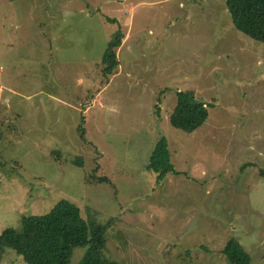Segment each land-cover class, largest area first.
Returning a JSON list of instances; mask_svg holds the SVG:
<instances>
[{"label":"rangeland","instance_id":"rangeland-1","mask_svg":"<svg viewBox=\"0 0 264 264\" xmlns=\"http://www.w3.org/2000/svg\"><path fill=\"white\" fill-rule=\"evenodd\" d=\"M177 89L213 103L193 132L169 123ZM161 136L178 174L157 180L145 166ZM261 170L264 44L226 0H0V234L66 199L114 220L105 253L119 264H229L231 238L264 264ZM0 264L27 263L4 247Z\"/></svg>","mask_w":264,"mask_h":264},{"label":"trees","instance_id":"trees-1","mask_svg":"<svg viewBox=\"0 0 264 264\" xmlns=\"http://www.w3.org/2000/svg\"><path fill=\"white\" fill-rule=\"evenodd\" d=\"M232 24L240 33L264 44V0H226ZM125 34L121 28L113 34L102 59V72L106 79L119 67L118 49ZM177 103L169 115L172 127L193 132L208 116L207 105L195 96L192 89L174 91ZM77 132L84 138L83 121ZM52 154H59L53 151ZM60 156V154H59ZM145 169L162 180L167 174H178L171 164L168 142L164 136L156 140ZM97 171V170H96ZM96 171L90 182L111 183L108 177H97ZM264 177V171H260ZM114 223V220H112ZM102 225L83 217L82 210L66 199H60L45 214L30 215L21 230L6 229L0 234V249L10 247L27 264H70L76 247H84L85 253L77 264H119L105 253L106 233L111 222ZM229 264H250L251 257L239 240L231 238L222 251Z\"/></svg>","mask_w":264,"mask_h":264}]
</instances>
